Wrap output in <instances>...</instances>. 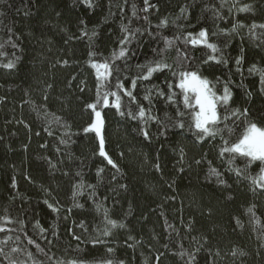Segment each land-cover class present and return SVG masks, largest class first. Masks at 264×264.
<instances>
[{"label":"trees","instance_id":"trees-1","mask_svg":"<svg viewBox=\"0 0 264 264\" xmlns=\"http://www.w3.org/2000/svg\"><path fill=\"white\" fill-rule=\"evenodd\" d=\"M91 2L92 7L83 0H6L0 4L5 13L0 17V43L4 44L0 52L6 53L0 55V226L11 229L0 232V241L13 238L0 246L5 252L21 248L11 255L25 264H69L72 260L78 264H107L109 260L112 264H264V187L252 180L261 165L254 162L246 168V158L220 155L223 140L229 145L236 142L242 127L222 122L214 138L201 142L189 130L191 117L186 116L185 128H170L167 136H159L155 126H150L151 139L145 141L139 121L121 117L111 106L97 105L104 121L105 151L119 171L99 155L96 133L84 131L95 121V111L88 105L96 101L98 90L101 95L106 91L98 84L90 61L102 62L118 50L123 35L120 26L129 20L133 27L151 29L152 36L137 34L128 67L116 61L122 77L131 79L139 71L137 64L153 60L154 50L164 48L161 36H180L163 57L173 70L183 64L198 69L213 83L216 78L234 82L229 106L248 109L247 117L241 116L236 123L264 127L260 75L248 71L254 64L264 68V29L250 27L253 22L264 24V0H149L156 7L146 13L143 0ZM185 5L190 13L186 18L180 13ZM245 5L251 10L239 11ZM164 18L168 25L156 28ZM237 22L245 27L232 33ZM205 28L209 42L221 48L227 65L204 64L211 50L183 42L186 33L196 36ZM9 38L17 47L8 43ZM177 49L187 52L189 59H178ZM240 56L243 61L237 71L235 60ZM8 60L14 61V68L3 66ZM166 79H171L168 71L154 74L152 83L164 87ZM137 84L134 94L140 100L151 85ZM125 86H129L127 80ZM215 90L219 94L221 85L216 84ZM179 107L184 110L182 103ZM165 111L175 115L166 102L156 100L155 114L163 116ZM205 156L223 174L227 186L208 174L207 162L195 163ZM180 167L183 172L178 171ZM98 168L104 169L100 175ZM236 169L242 174L238 176ZM81 180L83 195L73 199L74 185ZM88 184L96 185L95 201L89 197ZM46 200L56 204L59 212L49 209ZM105 210L116 227L107 224ZM5 217L12 222L7 223ZM106 227L111 233L107 236L103 234ZM29 237L43 251L29 244ZM0 264L8 261L0 256Z\"/></svg>","mask_w":264,"mask_h":264},{"label":"snow or ice","instance_id":"snow-or-ice-1","mask_svg":"<svg viewBox=\"0 0 264 264\" xmlns=\"http://www.w3.org/2000/svg\"><path fill=\"white\" fill-rule=\"evenodd\" d=\"M83 2L88 6L92 7L91 0H83ZM127 2V0H125ZM6 3V0H0V4ZM143 12H148L150 8L156 7L155 5H150L149 0H143ZM251 10L250 5H245L239 9L241 12H248ZM123 11V9H121ZM158 11V9H157ZM181 15H184L185 18L188 14V6H182L180 8ZM5 15L4 12L0 11V17ZM25 15H28L25 12ZM137 16L136 5H132V17L135 18ZM144 20H147V16L143 17ZM175 23V21H173ZM3 24V20L0 19V25ZM168 25L167 18H164L160 21L156 28L166 27ZM121 32L122 39L119 41L118 50H113L111 56L108 58H104L101 61L92 60L90 61V66L95 70V76L98 84L102 85L106 91L101 95L99 90L97 91L96 101L92 104H89L88 107L95 111V121L90 124L89 127L85 128V132H95L99 137V155L104 157L107 161V164L110 165L113 169L119 171V166L116 162L108 155L105 151V140L102 134V128L104 125V121L101 115V111H97V105H100L102 108L112 107L121 117L127 116L131 120L139 121L142 127H139V131L141 136L145 141H149L151 139L150 134V126H155L156 133L159 136H167L170 128L175 129H184L185 128V117H191V121L188 124V128L190 131H193V135L201 142L205 138H214L217 132L219 131V125L223 123H227L231 121L237 127H242L241 134L237 138L236 142H233L229 145V141L223 140V147L220 150V155L223 156L225 153L239 155L241 157L246 158L245 167H250L254 162H259L261 165L259 168V174L256 177H253V183L260 184L261 187H264V127H259L256 123H248L241 122V124H237L236 122L240 120L241 116L247 117L248 109L244 108L241 111L239 108H231L230 102L232 101V90L230 85L234 82L221 80L220 78H216V82L213 83L206 76L202 74L201 71L191 67H184L183 64L179 66L176 70H173V66L169 64L166 59H164V53L167 49L173 47L175 45L176 40H180V36H176L175 38H169L168 36H161L162 42L164 44L163 49L154 50L156 52V56L149 63L146 64H137L136 68L139 70L138 73L128 79L127 77L121 76V67L116 64V61H123V66L126 68L127 59L130 55V46L133 41L136 39L137 34L143 36L147 33L150 37L152 36V30L148 27H144L143 30L140 27H133L132 20H129L127 24H121ZM245 27L242 22H237L231 28V32L235 33L237 28ZM252 29L257 27L264 29V24L257 25L256 23H252L250 26ZM9 32L12 29H8ZM225 34H228V30H222ZM85 36L88 35L87 32L84 33ZM93 36L98 35V33L93 32ZM254 35V33H253ZM91 39V37L89 38ZM183 42L185 44H191L193 46L196 45H204L207 49H210L213 53L209 55L206 60L203 61L204 64H208L209 61H215L217 64L223 63L227 65V60L224 59V54L221 51V48L216 43L209 42V34L208 30L202 29L198 32L196 36L193 33L188 32L183 37ZM8 43L12 44V47L15 48L17 45L9 38ZM4 48V44L0 43V49ZM178 51V59L187 61L189 59L187 52H182V50L177 49ZM216 53H220L219 56L215 55ZM0 55H6V53L0 52ZM90 56H95L94 52L89 53ZM134 55V53H131ZM243 61V56L238 57L235 60V64L238 66L237 71H240V65ZM66 63V62H65ZM5 68L12 69L15 67V63L13 60H8L7 63L3 65ZM168 71L171 73V79H166L164 81V87H159L156 84L152 83V79L154 74L164 73ZM248 71L251 72H259L260 75V91L264 92V68L258 69L254 64L252 65ZM115 74V75H114ZM125 80L128 81L129 86H125ZM148 82L150 87H145L144 95L140 100H138V93H135L137 89V82ZM216 84H220L222 91L218 94L216 89ZM84 91L83 88L80 89ZM126 97L125 101L123 98ZM47 97H45V100ZM111 100V103H110ZM163 101L166 102L168 107L172 108L174 112V116L168 114L167 111L164 112L163 116L155 114V101ZM179 103L183 104L182 110L179 107ZM176 105V107H173ZM189 110V111H185ZM47 114H45V118ZM61 118H55V121L59 123ZM52 133L49 132V135ZM68 140H61L60 143L66 144ZM42 147H46V145H42ZM59 152L60 149H57ZM180 161H183V150H180ZM121 155H123L121 153ZM49 162H51V158H49ZM179 162V161H178ZM203 162H207L209 165V175L215 176L217 181L220 184L227 186V181L222 179V173L212 167V162L206 159V156L202 160H196V164H201ZM231 163V160H229ZM52 167H56V165H52ZM155 169L158 172H161V176L163 177V173L161 170V165L159 163L155 164ZM104 171L103 168L97 169V174L100 175ZM179 172H183L184 168L180 167L178 169ZM236 174L241 175V171L236 169ZM65 175L67 173L65 172ZM80 173H77V176H80ZM115 179V176L112 177ZM172 185L169 184V187ZM13 187H15V181H13ZM84 187L83 180L79 181L74 185V194L73 199H75L79 195H83L81 189ZM87 187L92 191L89 193V197L95 201L96 193V185L88 184ZM121 188L126 189L127 185H120ZM115 191V189H113ZM104 200H107L108 197L104 196ZM174 199V197H173ZM48 208L53 212H59V208L56 204L48 203L46 200ZM58 203V202H57ZM78 207H83L82 205H77ZM96 208L99 211L101 205L99 203L96 204ZM67 211H71V209H67ZM253 209L249 208L248 212H252ZM105 218L107 219V210H105ZM5 221L7 223H11V219L9 217H5ZM239 222V221H237ZM23 223V221H21ZM107 224L112 227L117 226V222L111 219H107ZM37 228L40 229L41 232L44 231L42 227H40L39 222L36 224ZM120 227H124L123 224L119 225ZM11 229H6L4 226H0V232H9ZM104 235H110V231L106 227L103 231ZM27 235V233H25ZM11 236H7L5 240L0 241V244L6 245L8 241L12 240ZM15 239L17 241L20 240L19 236H16ZM79 239V237H76ZM29 244H35L36 248L40 251L43 249L40 247L38 243L35 242L31 237L28 239ZM23 251L21 248L12 247L9 252H5L3 246H0V256H3L8 264H25L23 261H18L14 259L11 253H18ZM112 251V249H109ZM31 255V253H29ZM183 255V253H181ZM191 260H195V256H191ZM69 264H78L76 260H72ZM82 264V262H80ZM107 264H112V261H108ZM119 264H124L123 261H120Z\"/></svg>","mask_w":264,"mask_h":264}]
</instances>
